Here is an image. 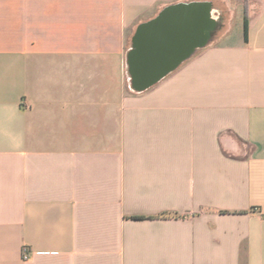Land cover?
Segmentation results:
<instances>
[{"label": "crops", "instance_id": "0c3cea01", "mask_svg": "<svg viewBox=\"0 0 264 264\" xmlns=\"http://www.w3.org/2000/svg\"><path fill=\"white\" fill-rule=\"evenodd\" d=\"M186 1L0 0V264H264V0L128 90Z\"/></svg>", "mask_w": 264, "mask_h": 264}, {"label": "water", "instance_id": "95a60500", "mask_svg": "<svg viewBox=\"0 0 264 264\" xmlns=\"http://www.w3.org/2000/svg\"><path fill=\"white\" fill-rule=\"evenodd\" d=\"M212 8V2L207 0L177 2L165 6L153 20L139 26L127 54L135 91L152 86L196 47L206 43L217 28Z\"/></svg>", "mask_w": 264, "mask_h": 264}, {"label": "rangeland", "instance_id": "374dc122", "mask_svg": "<svg viewBox=\"0 0 264 264\" xmlns=\"http://www.w3.org/2000/svg\"><path fill=\"white\" fill-rule=\"evenodd\" d=\"M225 12H226V11H224V14L226 15ZM215 14H216V13H215ZM221 17L224 18V17H223V13L221 14ZM217 34H218V33H213V34L211 35V37H210V42H211V40L214 41L215 39H216V41L219 40V39H217V38L219 37V36H218V37L216 36ZM131 89L133 90V88H132V86H131V84H130L128 90L131 92ZM24 251H25V255H26V254H27V250H26L25 247L22 249V256H24Z\"/></svg>", "mask_w": 264, "mask_h": 264}, {"label": "trees", "instance_id": "16d2710c", "mask_svg": "<svg viewBox=\"0 0 264 264\" xmlns=\"http://www.w3.org/2000/svg\"><path fill=\"white\" fill-rule=\"evenodd\" d=\"M247 37V20L244 18V38Z\"/></svg>", "mask_w": 264, "mask_h": 264}, {"label": "built area", "instance_id": "2783aa9c", "mask_svg": "<svg viewBox=\"0 0 264 264\" xmlns=\"http://www.w3.org/2000/svg\"><path fill=\"white\" fill-rule=\"evenodd\" d=\"M23 257H25V251H24V256Z\"/></svg>", "mask_w": 264, "mask_h": 264}]
</instances>
